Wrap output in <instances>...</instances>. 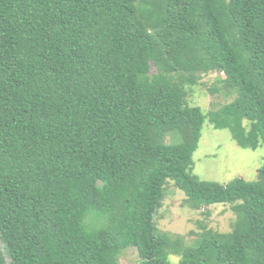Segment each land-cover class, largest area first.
<instances>
[{"label": "trees", "instance_id": "trees-1", "mask_svg": "<svg viewBox=\"0 0 264 264\" xmlns=\"http://www.w3.org/2000/svg\"><path fill=\"white\" fill-rule=\"evenodd\" d=\"M211 72L233 98L204 112L189 86ZM206 119L264 145V0H0V264H120L128 247L264 264V164L194 174ZM170 181L184 206L230 204L232 229L160 230Z\"/></svg>", "mask_w": 264, "mask_h": 264}, {"label": "rangeland", "instance_id": "rangeland-1", "mask_svg": "<svg viewBox=\"0 0 264 264\" xmlns=\"http://www.w3.org/2000/svg\"><path fill=\"white\" fill-rule=\"evenodd\" d=\"M218 77L224 76L215 72L204 74L197 85L189 86V104L200 106L204 112H208L232 100L233 96L226 95L224 91H211ZM171 138L168 136L167 141ZM192 159V172L201 179L220 183H227L236 177L255 180L258 170L264 164V145L256 149L241 148L232 139L228 129H215L206 119ZM184 197L183 191L170 181L166 196L154 216L160 230L180 235L186 243H191L203 231V225L220 232L232 229L236 213L230 204L192 209L183 205ZM178 259L174 255L170 258L174 262ZM139 260L137 249L128 247L120 257V264H138Z\"/></svg>", "mask_w": 264, "mask_h": 264}]
</instances>
